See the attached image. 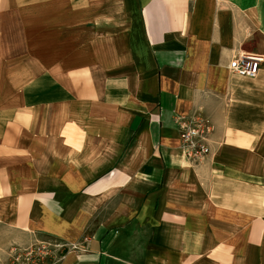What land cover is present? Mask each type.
<instances>
[{
	"label": "crops",
	"instance_id": "obj_1",
	"mask_svg": "<svg viewBox=\"0 0 264 264\" xmlns=\"http://www.w3.org/2000/svg\"><path fill=\"white\" fill-rule=\"evenodd\" d=\"M39 241L57 264H264V0H0V264Z\"/></svg>",
	"mask_w": 264,
	"mask_h": 264
},
{
	"label": "built area",
	"instance_id": "obj_2",
	"mask_svg": "<svg viewBox=\"0 0 264 264\" xmlns=\"http://www.w3.org/2000/svg\"><path fill=\"white\" fill-rule=\"evenodd\" d=\"M263 56L251 51H240L231 58L228 69L242 77H254ZM180 149L185 158L195 164L202 162L209 154L208 140L212 131L210 122L201 115L179 116ZM74 247V246H72ZM65 248L60 243L34 242L26 247L12 245L7 250L6 264H57L64 256Z\"/></svg>",
	"mask_w": 264,
	"mask_h": 264
}]
</instances>
